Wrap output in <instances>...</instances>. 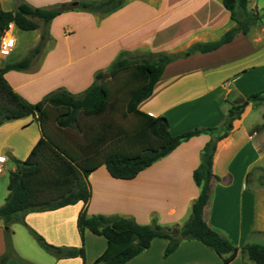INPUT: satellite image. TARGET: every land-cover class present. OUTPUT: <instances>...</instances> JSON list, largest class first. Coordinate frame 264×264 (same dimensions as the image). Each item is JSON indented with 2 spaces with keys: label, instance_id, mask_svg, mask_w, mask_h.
Here are the masks:
<instances>
[{
  "label": "crops",
  "instance_id": "0c3cea01",
  "mask_svg": "<svg viewBox=\"0 0 264 264\" xmlns=\"http://www.w3.org/2000/svg\"><path fill=\"white\" fill-rule=\"evenodd\" d=\"M80 1L88 0H0L4 11L16 10L22 2L46 10L67 6L47 25L46 44L31 66L5 75L15 92L25 100L37 103L61 89L79 96L96 82L99 73L108 74L121 56L152 62L160 55L183 54L195 44L220 40L236 26L224 0H125L120 9L111 13L82 10L78 7ZM256 5L248 0L250 10ZM30 32L38 33L33 45L24 51L29 54L42 39L39 29ZM252 32L239 34L216 51L185 56L167 65L152 96L143 101L139 109L154 117H167L173 135L222 125L230 108L227 104L230 95L238 92L241 97L249 96L251 94L245 95L242 90L254 91L249 86H254L256 80L264 83ZM17 49L23 50L21 38H16L13 51ZM257 73L262 76L257 77ZM254 108L253 103L247 106L232 133L218 144L213 172L220 181L212 182L211 198L204 209L205 222L222 231L224 237L223 231H228L238 246L247 244L252 234H264V187L252 190L248 186L249 173L256 167L264 168V130L262 139L258 140L259 133L250 134L252 130L244 123ZM41 136L33 117L0 127V180L7 169L9 173L16 171L12 158L26 160ZM209 140V135L202 134L182 143L132 180L114 179L107 168L101 166L89 176L92 198L88 216L133 219L140 225H152L156 221L168 228L184 225L200 194L193 173L201 163L202 149ZM236 189L239 198L233 201ZM8 195L0 186V207ZM83 208L84 203L79 202L54 211L30 213L25 221L48 243L79 249L83 242L77 221ZM22 228L27 229L19 224L12 226L16 256L30 264H41L18 248L23 241L30 243ZM4 229L0 218V260L5 251ZM168 243V240L156 239L149 249L126 264L218 262L197 258L208 253L198 241H183L173 255L165 257ZM85 247L86 264H93L105 252L108 242L87 231ZM179 254H185L182 260L178 259ZM8 264L20 263L12 259ZM50 264H84V260L55 258Z\"/></svg>",
  "mask_w": 264,
  "mask_h": 264
},
{
  "label": "trees",
  "instance_id": "16d2710c",
  "mask_svg": "<svg viewBox=\"0 0 264 264\" xmlns=\"http://www.w3.org/2000/svg\"><path fill=\"white\" fill-rule=\"evenodd\" d=\"M124 2L88 0L80 1L78 7L89 12L111 13L120 9ZM224 6L236 26L220 40L195 44L183 54L160 55L152 62L130 61L121 56L108 71L117 81L115 87L98 82L104 76V73H99L96 82L79 96L61 89L38 103H31L15 92L5 78L9 71L26 70L31 66L46 44L47 31L23 60L4 67L0 61V127L7 122L33 117L42 134L26 160L12 158L17 168L10 173L9 195L0 207L7 241V253L0 264H8L12 259L20 264H30L14 253L11 243L14 224L27 227L50 255L57 259L80 257L84 264L87 231L104 237L108 242L105 252L93 264H126L149 249L156 239L169 241L165 257L176 252L183 241H198L220 256L224 264H232L240 253L253 264H264V243H249L239 248L204 220L212 182L220 181L213 172L218 144L230 135L234 123L241 119L249 103L264 102V89L252 93L241 104L231 105L219 127L195 128L180 135L171 133L167 117H154L139 109L140 104L152 96L167 65L185 56L216 51L234 41L239 34H250L264 19V14L261 16L248 8V0H224ZM66 9L67 6L39 9L26 2L13 11L0 8V41L11 23L22 31H35L41 27L37 20L48 25ZM118 113L123 118H131L132 123L129 126L119 123ZM74 129L81 136L78 141L70 133ZM263 130L264 123L254 132ZM202 134L209 135L210 140L203 147L201 163L193 173L200 194L184 225L168 228L156 221L152 225H140L133 219L88 216L92 198L89 176L101 166H105L114 179L132 180L182 143ZM79 202L84 203L77 221L83 242L79 249L52 245L26 224L25 218L30 213L54 211Z\"/></svg>",
  "mask_w": 264,
  "mask_h": 264
},
{
  "label": "rangeland",
  "instance_id": "374dc122",
  "mask_svg": "<svg viewBox=\"0 0 264 264\" xmlns=\"http://www.w3.org/2000/svg\"><path fill=\"white\" fill-rule=\"evenodd\" d=\"M251 1H252V3L255 2L257 4L256 5L257 7L254 9V11H257L262 16L264 14V0H251ZM37 21L39 22V24L41 26L39 28V32H42V35H43V33L47 31V25H45L42 20H37ZM252 31H253L252 32L253 34L251 33V37H252V39L254 41L253 43L255 45L254 46V48H255L254 50L256 52L257 51L259 52V66L258 67H259L260 70L264 71V19L262 20V24L257 26V27H254L252 29ZM37 33L38 32H24V31L20 30L19 28H17L15 30V32H14V36L16 38H21V43L23 44V50L22 49L21 50L17 49V51L15 50V51H11V52L6 53V54H0L1 65H4V64L10 63V62H18V61H21L24 58H26L29 53H25L24 51H25V49L27 47H31L33 45V43H34V39L33 38L37 35ZM61 46H63V45L61 44ZM59 47H60V45H59ZM130 61L142 62L140 60H130ZM16 72H18V71H16ZM30 74H32V73H28V75H30ZM104 75H106V74H104ZM256 75H257V77H261L262 76L261 73H257ZM98 82H101V80L98 81ZM104 83H108L109 86H111V87H115L117 85V81L115 79H113L109 75V73H108V77L105 78ZM119 83H120V81L118 82V84ZM249 87L253 88L254 91L250 90L251 92H249V88H248L247 92L242 90V93L246 95V93L252 94L254 92H260L261 90L264 89V83H259L258 80H256L254 82V86H249ZM247 97L248 96L241 97L238 92L232 93L230 95V98L227 100V104H230V106L231 105L241 104L247 99ZM250 105H251V103H249L247 106H250ZM255 108H256V110H255ZM255 108H254L253 111H251L249 113V115L247 116V119L244 122L245 126L249 130H252V131H250V134L251 133L252 134H256L254 132L255 128L260 126V125H262L264 123V102L255 104ZM245 111H246V109H245ZM241 119H242V117H241ZM117 120L119 121V123H121V124H123L125 126H129L132 123V119L131 118H123L122 114H120V113L117 114ZM253 125H256V126L254 128H252ZM70 133H71L72 137L74 139H76V141H78V138H81V136L78 135L76 129L71 130ZM262 133L263 132H259L258 135L256 134L257 135L256 138L258 140L262 139L261 138V137H263ZM62 135H68V134H62ZM9 172L10 171L7 169L5 171V174L3 175V179L0 180L1 189H3L4 194H7V195H8V183H9V174H10ZM236 175L238 176V173H236ZM263 180H264V168L256 167L248 175V186L252 190L253 189L254 190L261 189V187H264V185H262ZM2 183H4V184H2ZM233 196H236V197H233V201H234V199H237V201H238L239 193H238L237 189H236L235 195H233ZM235 205H234V207H235ZM231 222H232V220L230 221V223ZM19 225H21V224H19ZM21 226H24V225H21ZM4 227H5V225H4ZM22 229H23L26 237H28V239L30 241V243H28L26 241H23L21 243V245L18 246V248L23 250L22 252L25 254V256H28V258H30L31 260H35L36 262H39L41 264H50V263H52L56 257L50 255L44 249H42L41 246L34 239V237L30 234L28 229H26V228L25 229L22 228ZM216 230L218 232H222V231H219L218 229H216ZM223 233L225 234V237L227 236L226 238H228L234 245H236L239 248H242L243 246H245V245H247L249 243H258V244H263L264 243V234H252V235H250L249 241H248L247 244L244 243L245 245L238 246L237 242L234 239V237L232 235H230L228 231H223ZM13 236L14 235L12 233V238H11L12 247L14 246L13 240H12ZM4 244H5V251H4L3 256L7 253L6 228L4 229ZM203 247L208 251V253H211V255L207 253V254H204V255H199L197 258H200L202 260H203V258H207L208 261H211V262L218 261L217 264H219V261H220L221 264H224L222 258L220 256H218L213 250L207 248L206 246H203ZM13 250H14V247H13ZM14 253H15V250H14ZM153 253L158 255L155 250H154ZM184 255L185 254H182V255L179 254V258L178 259L182 260ZM212 255H216V256H212ZM237 257H238L237 260L236 261L234 260L232 264H250V262L247 259V257L242 255L241 253ZM50 261H52V262H50Z\"/></svg>",
  "mask_w": 264,
  "mask_h": 264
},
{
  "label": "built area",
  "instance_id": "2783aa9c",
  "mask_svg": "<svg viewBox=\"0 0 264 264\" xmlns=\"http://www.w3.org/2000/svg\"><path fill=\"white\" fill-rule=\"evenodd\" d=\"M16 29L17 27L14 23H11L8 26L0 41V54L9 53L16 47V37L14 36V32Z\"/></svg>",
  "mask_w": 264,
  "mask_h": 264
},
{
  "label": "water",
  "instance_id": "95a60500",
  "mask_svg": "<svg viewBox=\"0 0 264 264\" xmlns=\"http://www.w3.org/2000/svg\"><path fill=\"white\" fill-rule=\"evenodd\" d=\"M108 77V74L104 75V77L101 80V83H104L105 78Z\"/></svg>",
  "mask_w": 264,
  "mask_h": 264
}]
</instances>
